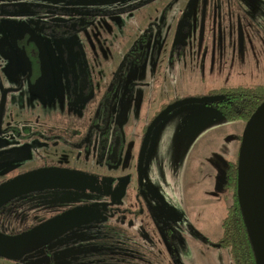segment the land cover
<instances>
[{
  "label": "rangeland",
  "instance_id": "obj_1",
  "mask_svg": "<svg viewBox=\"0 0 264 264\" xmlns=\"http://www.w3.org/2000/svg\"><path fill=\"white\" fill-rule=\"evenodd\" d=\"M145 31L142 47L123 59ZM253 84L264 85V0H0V95L8 89L0 162L17 157L0 175L24 167L29 147L16 142L32 119L89 116L103 90V116L124 144L133 142V165L141 126L176 95ZM243 127L195 102L147 125L142 178L157 200L158 225L174 230L173 264H231L213 244L226 203L222 171ZM31 257L16 264H33Z\"/></svg>",
  "mask_w": 264,
  "mask_h": 264
},
{
  "label": "flooded vegetation",
  "instance_id": "obj_2",
  "mask_svg": "<svg viewBox=\"0 0 264 264\" xmlns=\"http://www.w3.org/2000/svg\"><path fill=\"white\" fill-rule=\"evenodd\" d=\"M161 24L158 21V26ZM77 83L81 85V79ZM103 91L91 115L79 119H32L25 137H17V144L29 147L28 154L21 159L24 167L11 175H0V186L25 173H51L39 186L0 203V235H20L55 219H59V230L32 251L16 259L0 260L16 264L32 255L33 264H159L160 255V264L174 263V230L158 225L157 200L143 183V155L140 172L136 163L141 146L144 154L147 125L164 112L200 98L176 95L172 106L157 109L148 123L141 126L130 165L129 145L133 142L124 144L122 130L103 116ZM174 104L177 106L173 107ZM16 159L0 162V166Z\"/></svg>",
  "mask_w": 264,
  "mask_h": 264
},
{
  "label": "water",
  "instance_id": "obj_3",
  "mask_svg": "<svg viewBox=\"0 0 264 264\" xmlns=\"http://www.w3.org/2000/svg\"><path fill=\"white\" fill-rule=\"evenodd\" d=\"M4 96L5 92H2L0 118ZM191 102L202 103V100L192 98ZM142 155L143 146L137 157L138 172ZM50 173L44 170L29 172L1 185L0 203L39 186L44 178H50ZM236 196L255 264H264V98L244 124L240 136L236 154ZM58 223L59 219L50 220L20 235H0V257L16 259L32 251L58 233Z\"/></svg>",
  "mask_w": 264,
  "mask_h": 264
},
{
  "label": "trees",
  "instance_id": "obj_4",
  "mask_svg": "<svg viewBox=\"0 0 264 264\" xmlns=\"http://www.w3.org/2000/svg\"><path fill=\"white\" fill-rule=\"evenodd\" d=\"M66 27H61L62 34L69 32ZM57 33L59 32L54 31V34ZM146 36L147 32L145 31L136 37L123 59H130L132 54L142 47ZM192 97H199L204 105L214 107L224 122H241L244 126L255 107L264 98V85L222 86L209 89L203 94H195ZM174 98L177 99V97ZM171 101L164 104L163 107L169 106ZM175 106L177 105L174 104L173 107ZM240 136L241 133L236 137L238 144ZM220 189L224 192L223 197L226 198V203L223 206L224 213L220 223L221 233L216 243L219 247L227 249L231 264H255L237 202L236 159L226 162L222 171Z\"/></svg>",
  "mask_w": 264,
  "mask_h": 264
}]
</instances>
